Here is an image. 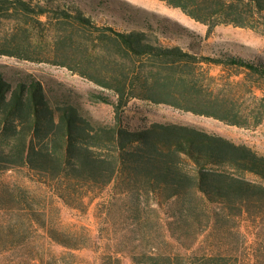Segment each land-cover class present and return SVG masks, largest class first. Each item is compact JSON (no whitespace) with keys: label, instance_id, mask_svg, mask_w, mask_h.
<instances>
[{"label":"trees","instance_id":"1","mask_svg":"<svg viewBox=\"0 0 264 264\" xmlns=\"http://www.w3.org/2000/svg\"><path fill=\"white\" fill-rule=\"evenodd\" d=\"M160 1L208 26V34L223 24L264 33V0ZM126 6L0 0V23L15 21L25 35V41L6 38L0 54L62 66L95 85L83 95L0 74V172L26 168L53 191L48 205L40 193L1 186L0 200L11 204L3 209L8 231L1 235L12 238L4 246L10 253L24 250L27 240L13 239L40 228L61 248H90L86 229L65 230L52 213L59 216L57 203L85 212L112 187L102 207L109 233L102 264H123L122 257L130 264H262L264 154L195 125L135 124L125 113L139 99L258 126L264 57L204 44L169 19ZM86 102L112 106L113 121L93 117ZM69 256L21 262L69 264Z\"/></svg>","mask_w":264,"mask_h":264},{"label":"rangeland","instance_id":"2","mask_svg":"<svg viewBox=\"0 0 264 264\" xmlns=\"http://www.w3.org/2000/svg\"><path fill=\"white\" fill-rule=\"evenodd\" d=\"M119 1L128 4L126 6L127 8L134 7L142 10L143 16L153 17V15H156L187 28L189 31L197 34L204 44L230 45L247 54L251 53L264 57L263 32L223 24L217 26L211 34H208V26L196 22L180 9L173 8L163 1ZM137 17H140V14ZM12 34H16L15 36L19 41H25V35L19 31V26L15 21L6 20L0 23V43H3L6 38L11 39ZM212 73L217 75L220 73V70L216 69ZM0 74L12 81L23 77H32L40 80L46 87H57L61 85L73 90L74 93L83 95L95 88L92 82L65 67L50 63L32 62L9 55L0 54ZM85 109L100 121H113L114 109L110 105L90 104L86 102ZM125 115L135 124L162 121L195 125L231 139L239 144H246L264 154V122L258 126L249 125L247 127H239L212 117L179 110L170 105L154 104L139 99H133L129 102ZM1 186L4 189L6 187H23L33 193H40L46 199L48 205H50V200L53 196V191L37 183L36 176L31 174L26 168H14L6 172H0V188ZM111 191L112 187L106 188L100 197L93 200L85 212L69 208L62 203L56 204L60 208V211L59 216L55 211L52 213L55 222L57 221L59 223L60 221V225L70 232H80L82 229H86L91 235L92 241L90 248L78 251L66 250L55 245L48 240L46 234L40 228L34 230L32 234L24 233L13 239L15 242L27 240V247L24 250L15 253L7 251L4 245L12 238L9 240L8 237H3V234L8 231V225L6 223L8 216L3 214V209L10 208L11 204L9 205L5 198L1 199L0 264H30L28 262L24 263L25 259L21 262L22 258H44V260H47L54 254L60 255L66 253H72L74 255V257L69 256L66 258V262L69 264H102L103 257L107 254V244L109 243V233L106 230L105 221L102 216V207L110 199ZM1 233L3 234L1 235ZM205 236L206 234L199 238L200 244L204 243ZM252 241H254V235H249V243H252ZM259 243H261V240L258 241ZM122 258L123 264H130L128 257ZM247 263L252 264V261ZM33 264H40V260H34ZM262 264H264V261Z\"/></svg>","mask_w":264,"mask_h":264}]
</instances>
